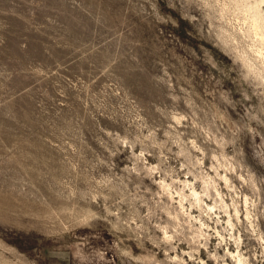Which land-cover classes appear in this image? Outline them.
<instances>
[{
  "label": "rangeland",
  "instance_id": "rangeland-1",
  "mask_svg": "<svg viewBox=\"0 0 264 264\" xmlns=\"http://www.w3.org/2000/svg\"><path fill=\"white\" fill-rule=\"evenodd\" d=\"M244 10L0 0V264H264V42Z\"/></svg>",
  "mask_w": 264,
  "mask_h": 264
},
{
  "label": "bare ground",
  "instance_id": "bare-ground-1",
  "mask_svg": "<svg viewBox=\"0 0 264 264\" xmlns=\"http://www.w3.org/2000/svg\"><path fill=\"white\" fill-rule=\"evenodd\" d=\"M236 3H243L244 6L246 7V10L244 11H247L248 12V15H250V21H251V28L250 31H254L256 34H259L260 35V39L262 42H264V13H263V10L261 8V5L258 3V2H251L250 0H234ZM261 1V0H260ZM234 3V2H233ZM264 4V3H263ZM243 8V6H241ZM243 11V10H242ZM246 12V13H247ZM245 13V12H244ZM245 16V15H244ZM247 17V15H246ZM247 20V19H246ZM246 22V21H245ZM249 22V21H248ZM250 26V25H249ZM252 31V32H253ZM255 35V34H254ZM258 37V36H257ZM256 37V38H257ZM263 46V45H262ZM225 179V178H224ZM227 179V178H226ZM228 180V179H227ZM206 182V181H205ZM208 182V181H207ZM206 182V184H207ZM227 182V181H226ZM214 183V182H213ZM165 184V183H164ZM166 185V184H165ZM234 186V185H233ZM208 187V186H207ZM231 187V186H230ZM209 189V188H208ZM193 190V189H192ZM218 190V189H217ZM195 193V196L197 195V193L199 194V192L197 191H194ZM218 194H221L217 191ZM216 193V194H217ZM209 194V193H208ZM194 196V197H195ZM198 196V195H197ZM247 196V195H246ZM199 198H200V195H199ZM247 198V197H246ZM223 200V199H222ZM247 201V200H246ZM201 202V201H200ZM225 202V201H224ZM248 202V201H247ZM210 207V205H209ZM208 207V209H209ZM226 207V205H225ZM228 207V206H227ZM214 207H212V210H213ZM226 209V208H225ZM246 209V208H245ZM238 210V209H236ZM226 211V210H225ZM229 212V211H228ZM238 212V211H237ZM236 212V213H237ZM227 213V211H226ZM211 214V213H210ZM238 214V213H237ZM230 215V214H229ZM228 215V216H229ZM239 215V214H238ZM221 216V215H220ZM251 216V215H250ZM229 218V217H228ZM232 218V217H231ZM246 219V218H245ZM221 220V219H220ZM231 221V220H230ZM229 222V221H228ZM232 222V221H231ZM252 222V221H251ZM234 224V222H232ZM231 223V224H232ZM229 224V223H228ZM232 224V225H233ZM231 226V225H230ZM206 227V226H205ZM232 227V226H231ZM254 228V227H253ZM232 229V228H231ZM235 229V228H234ZM233 230V229H232ZM231 232V231H230ZM234 236V235H233ZM239 236V234H238ZM209 238V237H208ZM240 238V237H239ZM224 239V238H223ZM237 240V239H236ZM239 242V241H238ZM239 244V243H238ZM240 246V245H239ZM238 247V246H237ZM241 249V248H240ZM230 251V250H229ZM231 252V251H230ZM237 253L236 254H231L233 256H236L237 258V262L238 264H250L247 262V259L244 258V256L239 252V251H236ZM234 253V252H233ZM235 258V257H234ZM205 264V263H204Z\"/></svg>",
  "mask_w": 264,
  "mask_h": 264
}]
</instances>
